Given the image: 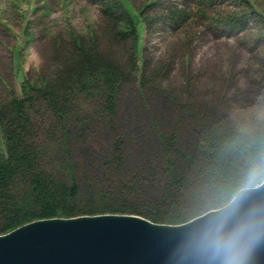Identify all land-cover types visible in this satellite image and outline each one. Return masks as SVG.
Wrapping results in <instances>:
<instances>
[{
    "label": "trees",
    "instance_id": "trees-1",
    "mask_svg": "<svg viewBox=\"0 0 264 264\" xmlns=\"http://www.w3.org/2000/svg\"><path fill=\"white\" fill-rule=\"evenodd\" d=\"M194 1L195 19L217 13L212 0ZM94 2L96 27L54 35L38 73L0 100V235L40 219L106 213L183 224L244 189L264 162V115L237 124L183 100L168 84L175 55L139 65L142 25L150 26L144 9ZM165 16L182 37L196 33L190 9ZM182 47L187 59L192 45ZM128 90L137 98L131 110Z\"/></svg>",
    "mask_w": 264,
    "mask_h": 264
},
{
    "label": "rangeland",
    "instance_id": "rangeland-1",
    "mask_svg": "<svg viewBox=\"0 0 264 264\" xmlns=\"http://www.w3.org/2000/svg\"><path fill=\"white\" fill-rule=\"evenodd\" d=\"M130 1L137 11L144 9L150 23L141 29L140 67H153L175 55L168 84L185 94L178 93L183 100L201 102L215 110L217 118L237 124L253 114L264 115V0H212L217 13L204 22L194 18V0ZM174 6L190 9V33H196L189 38L165 16ZM229 15L234 16L230 26ZM100 17L94 0H0V100L12 90L20 94L27 74L38 73L54 35L86 34ZM195 21L203 24L194 29ZM185 44L192 45L187 59ZM128 91L131 110L137 98Z\"/></svg>",
    "mask_w": 264,
    "mask_h": 264
},
{
    "label": "water",
    "instance_id": "water-1",
    "mask_svg": "<svg viewBox=\"0 0 264 264\" xmlns=\"http://www.w3.org/2000/svg\"><path fill=\"white\" fill-rule=\"evenodd\" d=\"M254 209L258 236L245 264H264V180L241 191V214ZM218 214L177 225L112 213L40 219L0 235V264H222L201 240Z\"/></svg>",
    "mask_w": 264,
    "mask_h": 264
},
{
    "label": "clouds",
    "instance_id": "clouds-1",
    "mask_svg": "<svg viewBox=\"0 0 264 264\" xmlns=\"http://www.w3.org/2000/svg\"><path fill=\"white\" fill-rule=\"evenodd\" d=\"M261 174H264V162L251 170L244 188L251 187L253 178ZM241 191L232 193L218 205L219 214L201 228L203 244L222 264H245L257 240L259 210L241 214Z\"/></svg>",
    "mask_w": 264,
    "mask_h": 264
}]
</instances>
